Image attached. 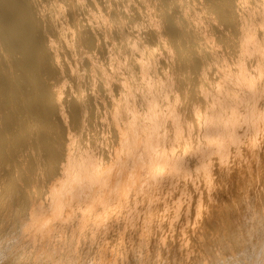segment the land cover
Masks as SVG:
<instances>
[{"label": "bare ground", "instance_id": "1", "mask_svg": "<svg viewBox=\"0 0 264 264\" xmlns=\"http://www.w3.org/2000/svg\"><path fill=\"white\" fill-rule=\"evenodd\" d=\"M147 27L156 29L157 44L151 45L146 38ZM215 33L225 43L221 50L215 48ZM170 34L187 38L188 50L182 57L172 46ZM160 49L168 50L163 54ZM101 52L106 59L98 56ZM68 53L74 59L66 62L63 54ZM77 56L87 75L79 71ZM163 58L167 65L162 68ZM166 67L171 74L161 76L160 69ZM70 77L74 89L70 87L63 97ZM101 104L115 138L112 146L119 149L114 158L110 153L111 165L93 148L95 140L89 137L91 145L84 144L76 135L86 129L87 119ZM99 174L111 179L106 181ZM119 174H123L122 182L110 198ZM215 175L217 187L212 184ZM130 180H135L132 195L136 190L149 195H134V203L139 199L147 203H141L147 210L145 221L158 219L162 211L163 216L173 212L181 216L180 225L173 224L179 226V233L186 237L191 231L186 238L192 239V254L183 253L180 245L182 252L180 248L167 256L169 249L165 256L159 249L165 244L155 246L157 237L154 242L147 237L164 255H154L157 262L177 258L181 264L186 258L189 264H264V0H0V264H45L48 258L60 264L62 255L69 253L66 250L55 251L44 240L37 250L28 245L31 234L42 227L37 228L44 223L42 218L54 213L53 203L59 197L53 194L63 199L62 188L79 184V190H68L95 200L94 204L86 201L90 206L98 199L107 201L95 216L102 221L122 202V194L131 190ZM152 182L169 188L182 184V190L191 192L188 202L184 199L186 205H181L182 195L187 194H180L184 190L175 186L172 189L181 195H176L178 204L167 212L170 205L160 195L152 206L148 203L155 192ZM163 187L165 196L168 189ZM48 196L57 200L53 198L56 201L50 200L53 203L46 207ZM59 203L71 210L68 203ZM168 203L172 204L171 199ZM82 220L80 228L86 223ZM65 247L73 251L77 245L70 240Z\"/></svg>", "mask_w": 264, "mask_h": 264}, {"label": "rangeland", "instance_id": "2", "mask_svg": "<svg viewBox=\"0 0 264 264\" xmlns=\"http://www.w3.org/2000/svg\"><path fill=\"white\" fill-rule=\"evenodd\" d=\"M99 1H102V0H99ZM87 2V1H86ZM96 10H94V12H95ZM217 37V39H215L216 37ZM215 36H213V38H214V40L216 41L215 43V48H218V49H222L224 46H225V43L224 42H219V41H222V40H219L220 38L218 37V34H216L215 33ZM146 38L149 40V42L151 43V45H154V44H157V34H156V29L155 28H152V27H147L146 28ZM170 39H171V41H172V46L174 45L175 46V51H176V53L178 54V56L179 57H182V53H186L187 52V46H188V44H187V38L185 37V36H182V37H179V36H175V35H172V34H170ZM107 41H109V39L107 40ZM220 43V44H219ZM224 43V44H223ZM222 44V45H221ZM217 45H218V47H217ZM224 45V46H223ZM221 46H222V48H221ZM169 49V48H168ZM168 49H160L159 51L160 52H162V51H164V52H162L163 54H165V52H166V50H168ZM97 50H98V48H97ZM97 50H95V51H97ZM100 50H102L101 48H99V50H98V52H100ZM94 50H93V52H95ZM174 51V50H173ZM98 52H95L96 54L98 53ZM103 52V51H102ZM101 52V53H102ZM67 54V53H66ZM66 54H63L64 55V58H65V60H66V62H67V60H71V58L73 57V59H74V56L73 55H71V54H69L68 53V55H66ZM98 54H100V53H98ZM139 54V52L137 51V55ZM163 54H162V56H163ZM71 56V57H70ZM101 59H102V57H104L103 56V53H102V55L100 56V55H98ZM76 59H78L77 61H78V67H79V71L80 70H82V67H81V62H80V57H76ZM104 59H106L105 57H104ZM64 60V61H65ZM104 61H106V60H103V62ZM165 65H167V60L165 59V58H163V60H162V68L163 67H165ZM81 67V68H80ZM159 67H160V65H159ZM161 68V67H160ZM167 68L170 70V72H169V70L167 71ZM83 71V70H82ZM81 71V72H82ZM86 70H84L83 71V73L85 74V75H87L88 73H89V71H86ZM194 72H196V70L194 69L193 70ZM171 74V72H172V69L171 68H169V67H166V68H164V70H162V69H160V72L159 73H161V76H163L164 74ZM163 74V75H162ZM168 74V75H169ZM192 74H193V72H192ZM197 75V74H196ZM193 77H196L195 76V74H193L192 75ZM71 80H72V77H70V81H68V83H65V85H64V93H63V97L65 96H67V93H68V91H69V89H70V87L73 85L72 84V82H71ZM70 82V83H69ZM71 84V85H70ZM72 88V87H71ZM72 89H74V88H72ZM68 90V91H67ZM66 91V92H65ZM87 93V92H86ZM64 99V98H63ZM104 104H106L107 105V101H106V103H104ZM105 105V106H106ZM102 106V107H101ZM100 109L97 111V112H95V113H93V114H90V116H89V118H90V120H89V118L87 119V122H86V129L85 130H83V131H81V132H83V135L81 136V132L78 134H76L77 135V137H79V135H80V139L82 140V138H83V140H82V143H84V144H88V145H91V142L92 141H97L98 139V142L99 141H101V142H103L104 144H102L101 142H96V143H94V142H92L93 144H92V146H93V148H95V151L96 152H98L99 153V155H100V157L102 156V158L104 157V159H103V161L107 164V165H111L112 164V160L113 159H110V156H111V158L113 157H115L114 155L116 154V153H114L115 152V148L117 147L116 145H113L112 146V144H115L114 142H115V138L113 137V133H112V130H109V127H108V120L107 119H104L106 116V113L107 112H105L104 113V111H107V109H106V107H104V105H100V107H99ZM102 113V114H101ZM96 114H97V116H96ZM98 114H99V116H98ZM93 115H94V117H93ZM102 115H104V116H102ZM96 117V118H95ZM93 118H95V119H93ZM103 118V119H102ZM98 119H99V121H98ZM96 121V122H95ZM91 124H90V123ZM101 122V123H100ZM104 122V123H103ZM95 123V124H94ZM97 123V124H96ZM99 124H102V125H99ZM97 125H99V126H97ZM93 126V127H92ZM91 129V131H89L90 129ZM97 128V129H96ZM105 128V129H104ZM87 129H89V130H87ZM96 129V130H95ZM106 129H107V131H106ZM109 130V131H108ZM85 131V132H84ZM88 131V132H87ZM99 131V132H98ZM93 132V133H92ZM104 132V133H103ZM108 132V133H107ZM100 133V134H99ZM112 133V134H111ZM84 134H86V135H84ZM101 135H102V137H101ZM112 135V136H111ZM92 136H93V139H92ZM87 139H89V137L91 138V140L92 141H90V139L89 140H87ZM85 138V139H84ZM95 138H97V139H95ZM106 138V139H105ZM101 139V140H100ZM114 139V141H112ZM103 140V141H102ZM88 141V142H87ZM90 141V142H89ZM105 141V142H104ZM108 141V142H107ZM113 142V143H112ZM90 143V144H89ZM98 143V144H97ZM105 143H106V146H105ZM110 143H111V145H110ZM98 146H97V145ZM100 144V145H99ZM97 147H96V146ZM103 146V148L102 147H100V146ZM108 145V146H107ZM112 148H111V147ZM105 147V148H104ZM115 147V148H114ZM110 148V149H109ZM75 149V148H74ZM99 149H103L104 151H106V152H104L103 154L101 153L102 151H100ZM111 150V151H110ZM118 151H119V149H117ZM116 150V151H117ZM100 151V152H99ZM112 152V153H111ZM101 153V154H100ZM110 153H111V155H110ZM113 153H114V155H113ZM108 154V155H107ZM214 155H216V154H214ZM213 155V157H214V159H215V156ZM217 156V155H216ZM212 157V158H213ZM211 158V159H212ZM111 160V161H110ZM216 161H218V158L217 159H215ZM213 161V159H212V162H216V161ZM107 161V162H106ZM114 162V161H113ZM115 163V162H114ZM118 164V163H117ZM120 167H122L121 165H120ZM213 169H216V166H214L213 167ZM137 171H138V168L136 167L135 168V174H134V178L136 179L137 178V176H138V173H137ZM214 171V170H213ZM99 175H101V176H99L100 178H103L104 176H102V174H99ZM121 174H119V176H118V179H117V183L116 184H114V186H112V190H111V192H109L111 195H110V198L111 197H114V195L115 194H112V193H116V191L118 190V187H119V184L118 183H121L122 182V179H123V174L120 176ZM216 176L217 175H215L214 177H213V183L212 184H214L215 185V183H216ZM110 176H106V177H104L103 179H105L106 181L107 180H110L111 178H109ZM109 178V179H108ZM214 181H215V183H214ZM133 182L135 183V180H130V182H129V184H130V186H129V188H131V190L130 189H127V191H130V192H125V193H130L129 195H127V194H122L123 196H121L120 197V200L122 201L121 203H119V204H121V205H117V207L116 206H114L113 208H112V210L113 211H111V212H109V215L108 214H106V216H104L103 217V219H102V221H101V219L98 221L97 219H96V217L95 216H97L96 214H98L100 211H101V208L102 207H104L105 205H106V203H107V201H103L102 199L100 200V199H98V200H96V206L95 205H92V206H90L88 203L90 202V203H92V202H94L95 203V200H87L85 197H84V195L83 194H78V193H80L79 191H77L76 192V190H75V192L73 193H71L70 191H74V190H70V187L71 186H65L64 188H62V194H64V193H66L64 196H62L63 197V199L61 198V195L59 194V195H54L53 194V196H55V197H59V200H57V198H55V197H47L48 199L47 200H45L44 202H47V203H45L46 204V207L48 206L47 204H49L48 202H55L56 200H57V202L56 203H53V204H55L54 205V208H55V210H54V213L52 212V215H48V216H45V217H43L42 219H43V221L42 222H44L43 224H40V222H39V224H38V229H39V225L40 226H42L41 228H40V230H37V231H35V233L33 232V234H31V243L29 242V249H31L32 250V247L33 246H35V249L37 250V248H39V246H41L40 244H43L44 242V244L46 245V244H48V247H50L51 245L53 246V247H56V249H55V251H57V249H59L60 251L61 250H64V252H65V250H66V253H68V254H66V255H64V256H66L65 258H64V256L62 255V261L60 260V262L62 263V264H170V262H171V264L173 263L172 261L174 260V262L176 261V264H179V262H180V260L179 259H177V258H175V259H167V261H166V258H164V259H162V260H164V261H162L160 258H162L164 255L166 256V252L169 254V252H168V250L170 251V254L169 255H167V256H170V255H172V253H173V250H177V249H179L180 250V248H181V252L183 251L182 249L184 248V251H183V253H191L192 254V252H191V250L193 249V247L191 246V245H189L190 244V242L192 243V239H191V237H188V239L186 238L187 237V234H189L190 235V233H191V231L190 230H187V231H190V233L189 232H186L187 234H186V237H184V235L183 234H181V233H179L180 232V229L178 228L179 226L178 225H180V219H178V218H181V216L179 217H175L174 216V213L172 212L170 215H172V217H174V218H171V216L169 215V214H167V216L166 215H164V216H166L165 218H166V221L164 220V219H162L164 216H163V212L164 211H162L163 209H161L160 211H159V213L161 214V216L158 218L159 219V226H158V219H157V217H156V219L154 218L155 216H153V219H155V220H151V222L149 221V220H146L145 221V218H144V216H145V214H143L144 212L146 213V211L147 210H145L144 209V206L147 204V203H145L146 201H140V199H139V201L138 202H140V203H134V197L137 195V196H140V197H142L143 195H145L146 194V192H144V194H143V190L140 192V193H138L139 191H137L136 190V192H135V194H131V191L133 190L132 189V186H131V184H133ZM201 183H202V181H201ZM165 184V183H164ZM162 185V184H159V186L157 187V185H153V182H152V184L150 185V187H153V189H152V192L153 191H155V192H151L152 193V196L149 198V199H151V200H149L148 201V203L150 204V203H152V206L153 205H155L156 203H157V201L159 200V197L158 196H160V199L162 200V202L163 201H165V198H166V205L167 206H169L170 205V207L168 208V207H166L167 209H166V211L168 212L169 210H171L170 208L171 207H174L175 205H176V203L178 204L179 203V201H177L176 200V198L178 199V196H176V195H179L180 197L179 198H181V195L180 194H187V196L186 195H182V199H181V202H183V200H184V202H188V201H186V200H188L189 199V195H191V192L189 191V190H187V189H181L182 187H181V185L182 184H180V185H178V186H176V187H179L178 188V190L180 191H183V192H178V190L176 191H174L173 189L175 188V186L173 185V187H172V185H171V188H169L168 187V185L167 184H165V185H167V187H165V185ZM76 184H74L72 187H71V189H76L77 187H78V189L77 190H79V184L78 185H76ZM164 186L163 188V190L164 191H166L167 189H168V195H167V193L165 194V196L164 195H162V194H164V192L162 191V186ZM213 185V186H214ZM217 185H218V187H219V183H217ZM155 186V187H154ZM74 187H76V188H74ZM95 187V188H94ZM93 187V189L95 190H97L98 189V187L97 186H94ZM126 187H128V186H126ZM214 187H217L216 185L214 186ZM213 187V188H214ZM65 188H67V190H64ZM161 189V192H160V189ZM173 188V189H172ZM156 189L157 190H159V192L158 191H156ZM173 190V192H175L174 194H173V192H171L172 190ZM177 189V188H176ZM64 190V191H63ZM187 191H189L188 193H187ZM68 192H70V193H68ZM156 192H158V193H156ZM177 192H178V194H177ZM132 193H134V190H133V192ZM142 193V194H141ZM173 195H172V194ZM180 193V194H179ZM190 193V194H189ZM138 194H141V195H138ZM158 194V195H157ZM71 195V196H70ZM77 195V196H76ZM79 195V196H78ZM135 195V196H134ZM148 194H146V196H147ZM155 195V196H154ZM157 195V196H156ZM67 196V197H66ZM73 196V198L74 199H71L70 200V198ZM125 196V197H124ZM132 196H133V198H132ZM166 196H168V197H166ZM169 196H172L171 198L169 197ZM183 196H185V198L183 197ZM84 197V198H83ZM148 197H149V195H148ZM158 197V198H157ZM175 199H174V198ZM186 197H187V199H186ZM56 199L55 201H54V199ZM64 198H69L68 199V201H67V199H64ZM78 198H79V200H78ZM126 198V200H127V198H128V201L129 202H127L126 200H124V199ZM156 198H157V201L155 202V204H154V200H156ZM162 198H164V199H162ZM172 198H173V201H174V203L172 202ZM60 199H61V201H60ZM84 199H86V200H84ZM144 200H147V199H145V198H143ZM142 199V200H143ZM167 199H168V201H170V199H171V203L173 204H169L168 203V201H167ZM49 200V201H48ZM50 200H52V201H50ZM63 200H65V202L63 201ZM86 202V201H89V202H86L88 205H89V208H88V206H86L87 204H84L83 202ZM133 200V201H132ZM160 200V201H161ZM175 200L177 201V202H175ZM109 201H110V199H109ZM59 202H62V204L63 203H65V206H66V204L68 203L70 206H71V210L69 211V210H67V208H64V207H61L60 205H61V203H59ZM70 202V203H69ZM75 202V203H74ZM127 202V203H126ZM142 202H144L145 203V205L142 203ZM180 202V203H181ZM183 202V203H184ZM94 203H92V204H94ZM101 205H100V204ZM103 203L105 204L104 206H103ZM133 203V204H132ZM144 205H142V204ZM168 203V204H167ZM181 204L183 207H184V205H186V203H184V204ZM81 204H83L82 206L83 207H81ZM122 204H123V207H122ZM139 205L138 207H140V208H138V207H136L135 205ZM59 205V206H58ZM64 205V204H63ZM73 205H74V207H73ZM99 205V206H98ZM127 205V206H126ZM134 205V206H133ZM142 205V206H141ZM60 207V208H58V207ZM80 207V209H79V207ZM101 206V207H100ZM125 206V207H124ZM157 206V205H156ZM91 207H93L92 209H91ZM116 207V208H115ZM122 207V208H121ZM87 210H86V209ZM99 208V209H98ZM136 208L139 210V211H137L136 210ZM159 208H161V207H159ZM58 209H61V210H59L58 211ZM82 209H83V211H82ZM90 209V210H89ZM94 209V210H93ZM97 209H98V211H97ZM124 209V210H123ZM142 211H141V210ZM116 210V211H115ZM119 210V211H118ZM122 210V211H121ZM156 210V209H155ZM62 211H64V212H62ZM66 211V212H65ZM72 211V212H71ZM75 211V212H74ZM89 211V212H88ZM93 211H95L94 213H95V215H94V213H93ZM141 211V212H140ZM157 211V210H156ZM73 212H74V214H73ZM82 212V213H81ZM138 212H139V214H138ZM65 213V214H64ZM84 213H86V214H84ZM92 214V215H89V214ZM140 213H142V217L144 218L143 220L145 221V222H147V223H145L143 220H141L142 218H139L140 216H141V214ZM60 216H59V215ZM80 214V215H79ZM164 214H165V212H164ZM253 214H255V213H253ZM63 215V216H62ZM80 217H79V216ZM120 215V216H119ZM139 215V216H138ZM178 215V214H177ZM58 216V217H57ZM73 216H74V218H73ZM87 216V217H86ZM113 216V217H112ZM125 216V217H124ZM163 216V217H162ZM170 216V217H169ZM77 217V218H76ZM82 217H85V218H82ZM95 217V218H94ZM115 217V218H114ZM121 217V218H120ZM168 217V218H167ZM62 220H61V219ZM91 218V219H90ZM93 218V219H92ZM98 218V217H97ZM118 218V219H117ZM124 218V219H123ZM161 218V219H160ZM169 218H171L172 219V222H170V219ZM177 218V220L178 221H175L174 222V219H176ZM78 219V220H77ZM82 219H84L85 221H86V223H84V226L82 225V227L80 228V221L82 220ZM95 219V220H94ZM108 219V220H107ZM120 219H122V221H120ZM126 219V220H125ZM131 219V220H130ZM169 219V220H168ZM199 219H200V217H199ZM199 219H196V221H197V224L199 225ZM66 220V221H65ZM94 220V221H93ZM112 220H114V221H112ZM123 220H125V221H123ZM137 220H138V222H137ZM161 220H162V223H161ZM167 220H168V223H167ZM199 220V221H198ZM50 221V222H49ZM54 221V222H53ZM58 221H59V224H57L58 223ZM61 221V222H60ZM70 221H71V223H70ZM83 221V220H82ZM81 221V222H82ZM120 223H119V222ZM165 221V222H164ZM65 222V223H64ZM77 222V223H76ZM104 222V223H103ZM117 222V223H116ZM123 222H125V226H126V222L128 223L127 224V227H124V223ZM131 222V223H130ZM140 222V224L138 225V223ZM142 222H143V224H148V223H150V224H152V225H154L155 224V227L157 226V228H154L153 226H152V228H150V226L149 225H147L146 227H144L145 225H142ZM163 222H164V224H163ZM170 222V223H169ZM178 223V225H173V224H177ZM67 223V224H66ZM123 223V224H122ZM154 223V224H153ZM172 224V225H168L167 226V224ZM45 224V225H44ZM62 224H63V226H62ZM90 224V225H89ZM116 225V226H114V225ZM118 224V225H117ZM157 224V225H156ZM164 225V226H162V225ZM194 225V223L191 221V226L190 227H192L193 225ZM197 224H195V226H198ZM57 225H58V227H57ZM75 225H77V227L75 226ZM86 225H87V227H86ZM93 225V229L92 228H90L91 226ZM110 225V226H109ZM120 225V226H119ZM123 225V226H122ZM141 225V230H143V231H141L140 230V228H139V226ZM45 226V227H44ZM68 226V227H67ZM113 227V229H114V231H113V229H111L112 227ZM149 226V227H148ZM166 226H167V229H168V227L170 228H173L172 230L171 229H165L166 228ZM65 227V228H64ZM67 227V228H66ZM71 227H73V228H71ZM76 227V229L74 230L75 231V233H73L74 231L73 230H70L69 228H71V229H74ZM96 227H97V229H100L99 231H97V232H95L96 230ZM99 227V228H98ZM101 227V228H100ZM108 227V228H107ZM124 227V229H123V232H121L122 231V228ZM139 229H138V228ZM148 227V229L150 228L151 229V231H149L148 233L145 231L146 229L145 228H147ZM165 227V228H164ZM177 227V228H176ZM120 228H121V231H120ZM154 228V229H153ZM176 229V231H175V229ZM55 229H57V230H55ZM62 229V230H61ZM69 229V230H68ZM89 229V230H88ZM113 231H111V230ZM140 230V231H138V230ZM145 229V230H144ZM43 230V231H42ZM53 230H55V231H53ZM77 230V231H76ZM105 230V231H104ZM108 230H110V231H108ZM158 232V234H157V232ZM166 230V231H165ZM177 230H179L178 232H177ZM66 231H68L67 233H71L72 232V234H67L66 233ZM79 231V232H78ZM85 231H87V232H85ZM103 231L105 232V233H103ZM108 231V232H107ZM117 231H118V233H117ZM124 231H125V235H124ZM126 231H127V233L130 231V233H128L129 234V238H130V240L128 239V234L126 233ZM145 231V232H144ZM164 231V232H163ZM172 231V232H171ZM174 231V232H173ZM63 232V233H62ZM77 232V233H76ZM85 232V233H84ZM102 232V233H101ZM113 235V236H111L110 235V233ZM137 232H144L147 236H145L143 233H141L142 235H143V237H142V235H139V233H137ZM153 232V233H152ZM166 232H168V234L166 233ZM169 232L171 233V234H169ZM51 233V234H50ZM57 233V234H56ZM66 233V234H65ZM87 233V234H86ZM91 233V234H90ZM113 233H115L116 235L114 236V234ZM150 233H152V234H150ZM53 234H54V236H53ZM61 234V235H60ZM63 234V235H62ZM77 234V235H76ZM78 234H80V237L78 236ZM83 234V235H82ZM92 234H93V236H92ZM95 234V235H94ZM105 234H107L106 236H105ZM137 234H138V236H139V238L140 237H142L141 239L143 240V242H144V244H142V241H141V239L139 240H137V238H138V236H137ZM172 234H173V236H172ZM181 234V235H180ZM67 235V236H66ZM76 235V236H75ZM120 235V236H119ZM149 235H152L151 237H149ZM167 235H168V237H167ZM178 235H180L179 237H178ZM37 236V237H36ZM40 236V237H39ZM69 236H70V238H69ZM101 236V237H100ZM108 236V237H107ZM109 236H111V237H109ZM118 236V237H117ZM160 236V237H159ZM162 236H164V237H162ZM169 236H170V238H169ZM184 238H183V237ZM192 236H193V234H192ZM47 237V238H46ZM50 239H49V238ZM56 237V238H55ZM79 237V238H78ZM91 237V238H90ZM94 237V238H93ZM105 237L107 238V240L105 239ZM136 237V238H135ZM147 237L148 238H151L150 240L152 241V242H154V238L153 237H157V240H155V242H154V244H155V246H156V244L157 243H159V244H165L167 247H169V248H166L165 249V245H162V247L163 246H165V247H160L159 249L161 250V252L163 253V250L165 251L163 254V256H161L162 255V253H160V250L159 249H157L158 248V246L157 247H154V244L151 242V241H148L149 239H147ZM175 237V238H174ZM28 238V239H29ZM40 238V239H39ZM43 238H45V239H43ZM62 238V239H61ZM64 238V239H63ZM69 238V239H68ZM75 238H77V241H76V239ZM119 238H121V240L119 239ZM133 238H135L134 240H133ZM153 238V239H152ZM161 240H160V239ZM163 238H166V239H163ZM172 238V239H171ZM173 238L174 239H176V240H173ZM179 238V239H178ZM180 238H183L184 240H185V238L187 239V240H185V243H188V247L190 248V249H187V246H186V244L184 243V240L182 241V239L180 240ZM73 239V240H72ZM128 239V240H127ZM133 241H132V240ZM144 239H145V241H144ZM163 239V240H162ZM255 239H257V238H255ZM254 239V240H255ZM34 240H35V245H34V243L32 244V242H34ZM43 240H44V242H43ZM63 240V241H62ZM66 240H68V243L66 242ZM70 240L71 241H73V242H75L76 243V245H77V247L75 248V249H73V251H67V248L65 247V246H67V245H69L70 244ZM90 240H91V242H90ZM136 240L138 241V242H136ZM147 240V241H146ZM172 242H171V241ZM178 240V242H175V241H177ZM191 240V241H190ZM41 241V242H40ZM93 241V242H92ZM106 241H108V242H106ZM121 241V242H120ZM130 241V242H129ZM162 243H161V242ZM165 241V242H164ZM168 241V242H167ZM181 241V242H180ZM257 240H255V242H256ZM38 242H39V245H38ZM43 242V243H42ZM52 242V243H51ZM65 242V243H64ZM113 242L115 243V244H113ZM133 242H135L134 244H133ZM149 242H151L150 244H148ZM173 242H174V244H173ZM183 242V243H182ZM54 243V244H53ZM58 243V244H57ZM61 243V244H60ZM66 243H67V245H66ZM132 243V245H129V244H131ZM166 243H169V244H166ZM178 243H179V245H178ZM180 243H182V244H180ZM51 244V245H50ZM110 244V245H109ZM158 244V245H159ZM171 244V245H170ZM31 245H32V247H31ZM38 245V246H37ZM55 245V246H54ZM59 245V246H58ZM63 245H65V246H63ZM115 245V246H114ZM117 245H119V246H117ZM144 245H146V246H144ZM149 247H148V246ZM153 245V246H152ZM170 245V246H169ZM176 245V246H175ZM183 247H181V246ZM47 246V245H46ZM51 246V247H52ZM131 246V247H130ZM144 247V249H143V247ZM152 246V248H151V250H150V247ZM160 246V245H159ZM174 246V247H173ZM191 246V247H190ZM37 247V248H36ZM146 247H148L149 248V250H150V253H152V254H149V251L147 250L148 248H146ZM177 247H179V248H177ZM65 248V249H64ZM156 249V251H154L155 249ZM171 248H173V249H171ZM175 248V249H174ZM185 248L188 250V252H186L187 250H185ZM111 249V250H110ZM113 249H114V251H113ZM141 249L142 250H146V251H141ZM152 249H153V251L155 252H152ZM58 250V251H59ZM59 251V252H60ZM190 251V252H189ZM112 252V253H111ZM143 252V254H141ZM146 252H148V254H149V256H147V254H146ZM159 252V253H158ZM157 253L158 254H160L159 256H160V258H159V261L157 262L156 260V258H157ZM114 254V255H113ZM146 254V255H145ZM195 254V253H194ZM70 257H69V256ZM141 255H144L143 257L141 256ZM152 255V256H151ZM154 255H156L155 257H154ZM141 256V257H140ZM158 256V257H159ZM261 256H263V258H264V255L262 254ZM133 257H134V259H133ZM149 257V258H148ZM153 257V258H152ZM53 258H54V256H53ZM142 258V259H141ZM65 259V260H64ZM155 259V260H154ZM44 260V259H43ZM154 260V261H153ZM172 260V261H171ZM190 261H191V259H189ZM263 260V259H262ZM58 261V260H57ZM64 261V262H63ZM65 261H66V263H65ZM178 261V262H177ZM10 262V261H9ZM185 262V263H184ZM13 263V261L11 262V264ZM60 263V264H61ZM190 262L188 261V260H186V258L184 259V260H181V264H189ZM45 264H54V262L51 260V259H47V260H45ZM173 264H175V263H173Z\"/></svg>", "mask_w": 264, "mask_h": 264}]
</instances>
